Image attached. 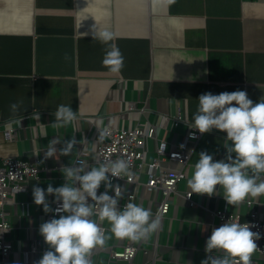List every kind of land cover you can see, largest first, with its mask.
I'll return each instance as SVG.
<instances>
[{
	"label": "crops",
	"instance_id": "0c3cea01",
	"mask_svg": "<svg viewBox=\"0 0 264 264\" xmlns=\"http://www.w3.org/2000/svg\"><path fill=\"white\" fill-rule=\"evenodd\" d=\"M105 27L115 33L113 42L124 57L117 73L101 63L106 45L94 33ZM237 88L246 89L254 102L264 94V0H0V160L12 154L41 159L52 137H76L69 154L43 158L48 168L40 178L30 179L27 189L5 205L12 264H24L30 238L36 239L37 249L28 253L26 264L48 247L38 231L47 212L33 201L32 185L63 183L61 166L75 162L81 150L87 166L98 165L105 126L156 122L159 114L192 121L201 92ZM12 102L18 103L15 111ZM61 103L70 104L77 119L56 126L54 112ZM8 126L16 130L12 140L2 134ZM183 129V124L176 126V138ZM224 134L213 128L198 140L180 193L172 195L159 228L134 241L140 245L134 264H200L207 255L205 238L221 224L211 215L215 208L226 206L245 220L249 199L264 219V194L235 206L224 200L218 185L212 195L192 192V204L181 195L189 189L200 150L214 153L213 159L223 156ZM168 136L175 140L174 132ZM129 189L123 186L120 203ZM134 190L133 201L152 209L150 192L142 186ZM102 224L108 237L92 250L100 249L96 264H126L108 261L107 255L128 238L112 236L106 219ZM251 256L264 264L256 249Z\"/></svg>",
	"mask_w": 264,
	"mask_h": 264
},
{
	"label": "clouds",
	"instance_id": "9594fccd",
	"mask_svg": "<svg viewBox=\"0 0 264 264\" xmlns=\"http://www.w3.org/2000/svg\"><path fill=\"white\" fill-rule=\"evenodd\" d=\"M171 2L166 0V3ZM94 35L106 45L101 63L108 71L119 72L124 57L113 42L115 33L105 27ZM197 98L196 111L188 123L194 131H189L188 135L195 137V130L200 133L213 128L225 130L224 154L213 159L214 153L206 149L199 151L187 180L190 192L212 195L217 192V185L222 186L224 200L234 206L246 197L264 194V94L254 102L246 89L237 88L218 93L205 90ZM10 107L15 111L18 103L12 102ZM54 116L56 126L77 119L76 111L64 103L57 106ZM100 134L103 136L106 132ZM75 143L74 135L62 141L54 136L47 141L41 159L56 158L57 152L67 155ZM157 147L163 152L167 147L166 138L159 141ZM61 173L64 182L56 186L51 183L46 187L32 185L33 201L41 204L45 212L59 213L39 224L38 231L48 247L33 264H92L93 248L103 245L108 237L100 224L104 219L108 221L112 236L132 241L141 240L159 228V215H154L143 204L128 200L120 206L123 185L112 178H125V174L128 180L132 178L126 159L117 158L90 167L83 162L68 163L61 166ZM102 181L104 189H111V193L106 190L97 192ZM48 194H52V203H49ZM259 235L248 221L226 219L212 227L205 238L207 255L201 258L200 264H233L236 258L242 264H251V253L257 248L254 238ZM216 251H222L223 255H215Z\"/></svg>",
	"mask_w": 264,
	"mask_h": 264
},
{
	"label": "built area",
	"instance_id": "2783aa9c",
	"mask_svg": "<svg viewBox=\"0 0 264 264\" xmlns=\"http://www.w3.org/2000/svg\"><path fill=\"white\" fill-rule=\"evenodd\" d=\"M190 122L179 114H159L156 122H143L128 128H115L112 126L103 128L102 131H105L106 134L98 145L96 163L99 164L117 158L126 159L131 169L132 178L130 180L127 179V174H125V178H112L114 182L120 185H131V189L124 191L125 199L120 203L121 207L128 200H134L135 186H142L146 191L150 192V199L153 203L152 213L159 215L160 221L167 215L171 197L173 194L180 193L178 185L185 178V169L190 162L194 147L204 134L195 130L197 135L190 137L188 135L189 131H194L188 126ZM179 124H183L184 129L176 138L174 130ZM159 132H162L163 135L160 136ZM171 132L175 133V140L168 138ZM2 134L5 139L12 140L16 135V130L12 126L4 127ZM165 138L167 147L161 152L158 150L157 145L159 141ZM149 141L152 142L151 149ZM84 153L85 151L81 150L74 161L84 163ZM47 168L46 161L35 156L24 158L12 154L4 156L0 160V264H12L10 259L12 244L6 237V230L9 227L7 221L9 210L6 209L5 205L11 201L13 194L27 189L30 179L38 180L41 176V171ZM102 183L104 184L103 181ZM103 184L102 187L97 188V192L106 190L111 193L112 190L104 189ZM191 193L189 189L181 193L189 204L193 203ZM245 204L249 216L245 220L240 218L239 213L228 209L226 206L213 209L211 215L219 223H223L226 219L240 222L248 221L249 226L260 233L259 237L254 239L257 244V252L264 256V219L257 215V208L251 200L246 199ZM54 214L59 215V213L47 212L46 219H49ZM93 216L96 219L95 213ZM100 224L105 230L102 221H100ZM139 247V244L126 239L120 246L109 248L107 260L134 264ZM36 249V239L30 238L27 249L23 250L24 264H26L28 253ZM99 250L91 252L94 255L92 264H96L99 261ZM250 261L251 264H261L257 258L252 256H250ZM233 264H242V262L236 258L233 260Z\"/></svg>",
	"mask_w": 264,
	"mask_h": 264
}]
</instances>
